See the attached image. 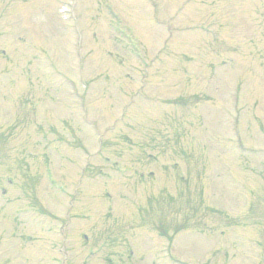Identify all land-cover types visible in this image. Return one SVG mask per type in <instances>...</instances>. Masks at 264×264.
Listing matches in <instances>:
<instances>
[{
	"label": "rangeland",
	"instance_id": "obj_1",
	"mask_svg": "<svg viewBox=\"0 0 264 264\" xmlns=\"http://www.w3.org/2000/svg\"><path fill=\"white\" fill-rule=\"evenodd\" d=\"M0 264H264V0H0Z\"/></svg>",
	"mask_w": 264,
	"mask_h": 264
}]
</instances>
